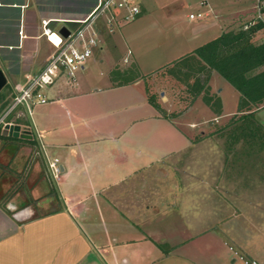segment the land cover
Masks as SVG:
<instances>
[{"label": "rangeland", "instance_id": "374dc122", "mask_svg": "<svg viewBox=\"0 0 264 264\" xmlns=\"http://www.w3.org/2000/svg\"><path fill=\"white\" fill-rule=\"evenodd\" d=\"M140 1L142 12L136 20L116 25L114 34L106 33L105 26L100 27L102 51L99 56L94 51L86 62L89 65L96 60L87 75L90 86L99 90L106 84L104 68L126 69L121 77L113 73V81L121 88L105 95L118 106L98 113H108L103 118L106 124H102L92 107L98 95L86 96L76 103L77 110L90 107L92 113H83L82 118L95 115V123L88 121L92 132L97 128L102 135L112 128L106 126H114L111 119L116 114L123 117L121 129L126 130L122 143L129 155L127 172H123L127 175L122 177L120 170L113 169L105 178L109 194L125 199L120 203L122 207L127 206L121 211L125 217L116 216L111 209H102V214H92L95 230L107 237L112 256L116 250L117 264H122V258H127L129 264H242L240 257L264 264V109L242 117L237 112L238 92L220 78L222 93H216L220 87L217 82L209 95L221 97L225 118H216L201 96L194 102L187 100L184 87L165 69L190 48L189 30L207 24L213 16L188 19L190 13L205 10L200 0ZM208 2L231 20L239 17V10L249 11L251 5L256 10L257 3L256 0ZM258 15L264 19V11L261 15L250 9V21L258 20ZM226 25L228 29L237 27L231 21ZM254 41L259 40L256 37ZM128 51L132 56L125 60ZM133 58L135 61L131 64ZM9 70L15 72V66ZM9 78L10 82L0 91V102L1 99L8 102L5 109L11 104V80L17 87L26 83V78L20 83L11 74ZM148 94L155 95L158 108L148 102ZM41 107L34 105L31 116L21 107L9 115L10 120L20 112L24 115L32 142L24 144L10 138L0 141V197L17 194L20 200L28 201L32 188L39 182H42L40 188L48 190L49 195L54 191L52 199L56 197L55 181L46 170L41 148L46 139H38L32 128ZM72 119H75L72 124L77 136L65 119L51 124L52 132L48 135L65 143H74L76 138L83 142L89 136L85 123L82 119ZM17 149L30 151L21 171L9 165L6 168L9 157ZM50 152L46 153L50 159L59 155L56 151ZM23 158L19 156V162ZM36 162L39 172H33ZM109 162L108 158L99 163L105 169ZM31 204L35 206L34 202Z\"/></svg>", "mask_w": 264, "mask_h": 264}, {"label": "crops", "instance_id": "0c3cea01", "mask_svg": "<svg viewBox=\"0 0 264 264\" xmlns=\"http://www.w3.org/2000/svg\"><path fill=\"white\" fill-rule=\"evenodd\" d=\"M98 1L0 0V63L8 77V82H10V74L18 78L17 83L25 80V78L27 82L44 67L54 52L53 47L46 41L43 35L44 22L47 23V27L53 32H59L62 27H65L69 32H75L81 27L80 23L87 19L98 5ZM210 9L211 11L203 18H209L212 15V21L210 20L205 25H197L190 29V32L188 31L190 38L187 39V43L190 48L186 52H181V55L177 56V58L192 53L196 48L213 40L223 32L244 29L256 21H250L249 18L250 9L256 11L252 5L249 11L244 9L239 10L237 12V14L239 13V17L236 20H233L234 17L231 20L228 15H224L212 4H210ZM263 11L264 9L260 12L261 15ZM241 13L244 14L241 16ZM245 16L249 19H245ZM244 20L247 21L245 22ZM258 20L264 23L263 18L258 17ZM228 21L233 22V26L237 27L228 29V25H226ZM97 24L99 28L103 27V20L102 24L100 21ZM68 27H72V29ZM215 29L218 30L215 31ZM203 33H207L204 38L202 37ZM256 37L261 39L263 31L258 32ZM95 51L96 55L99 56L98 54L102 51V46L100 45ZM127 56H132V53L128 51L123 59L127 60ZM95 61L93 60L94 63H90L89 65L86 63L79 70L77 73L78 77L76 76L74 83H69L68 80H65V77H60L54 85L45 91L48 101L46 104L41 105L43 107L40 109V115L37 114L38 120L36 119V122L32 121V127L36 131L44 133L42 136L41 133L37 132L40 140L41 137H45L46 139V143L42 144L43 153L56 151L59 154L54 157L60 161L62 168V173L55 182L57 194L52 199L51 196H53L52 192L54 191L51 190V195H49L48 190L40 188L39 183L42 182H39L32 188L30 193L31 199L28 201L24 198L20 200L17 194L13 196L1 195L0 264L118 263L116 250L112 256L111 250H109L111 244H106L107 237H102L96 232L92 214L96 213L100 215L102 214V209H111L116 216L118 214L124 216L121 211L122 208L126 209L127 206L122 207L120 203L121 201H125V199L109 194L108 189H106L109 183H105V178L113 169L120 170L122 177H126L127 175H123V172H127L129 155L123 150L122 143L123 134L126 130L121 129V125L124 123L123 117H119L117 114L114 120L111 119L114 126L112 124H107L106 126V128H114L115 131L109 128L101 135L97 128H94L92 132L93 127L90 128L88 124L90 122L95 123L96 118H99V121L102 120V124H106V120L103 118L105 116L108 117V113H98L118 106L116 102L106 98L105 95L110 90L121 88V86H117L116 82L113 81V73H117L121 77L126 69H113L111 66L104 68L107 72V76H104L106 84L101 86L103 87L101 88L102 90H99L98 87L90 86L88 82L90 78L87 75L90 69L93 68V65H95ZM134 61L135 59L133 58L131 64ZM100 63H103L102 59H100ZM13 66H15L16 71L12 73L9 69ZM137 66L139 65L137 64ZM114 70L117 71L114 72ZM259 71H264L263 67ZM210 77L208 80L209 89H213V85L218 82L220 87H218L216 93H222L223 88L221 87L223 83L219 81L222 78L214 71L211 72ZM11 85L13 88L16 87L12 80ZM92 95H98L97 97H99L98 100L92 101L93 111L98 115H96V118L94 117L95 115L91 116L90 119L88 117L86 119L85 117L82 118L81 114H91L92 112H90V107L87 110H77L76 103L79 100L86 99V96ZM13 96L14 92L12 93V98ZM219 98L222 108L221 113L216 114V118H225L223 101L221 97ZM5 101L2 100L0 106ZM5 108L0 112V117L5 112ZM263 109L261 108L258 111ZM59 112L62 114L59 115ZM53 115H57L58 117L54 116L56 117L54 118ZM72 117L78 118L76 120L79 121L82 119V123H85L86 133L89 135L87 139L82 142L79 140L80 138H76L74 143H65L60 140H53L48 135L52 132L49 129L51 124L64 119L69 121L71 131H73V135H76L73 129L74 124H72L75 119H72ZM9 118L8 116L4 120V123H14L21 125L22 129H30L21 112L11 120ZM2 127L3 125L1 124L0 135ZM38 127H40V130ZM47 137L51 139L48 140ZM16 140L22 142L21 140L24 139ZM22 143L25 144L26 142ZM29 154V149H17L13 156L9 157L10 162L6 165H9L10 168L12 166L17 171H21L26 165ZM19 156H24L22 162H19ZM108 158L111 159V162L106 163L105 169H102L99 162L101 160L106 161ZM9 166L6 168H9ZM32 168L33 172H39L37 162ZM32 168L30 169L32 170ZM122 177L119 179V182H122ZM32 202L35 203V206L31 204ZM37 212L40 213L37 214ZM115 243L118 245L119 241L116 239ZM122 246L126 247L127 245ZM121 262L122 264H129L127 258H122Z\"/></svg>", "mask_w": 264, "mask_h": 264}, {"label": "trees", "instance_id": "16d2710c", "mask_svg": "<svg viewBox=\"0 0 264 264\" xmlns=\"http://www.w3.org/2000/svg\"><path fill=\"white\" fill-rule=\"evenodd\" d=\"M263 30L264 23L256 20L246 29L223 32L176 60L165 71L184 87L187 100L194 102L201 96L205 105L215 114H220V99L209 95L208 80L214 71L238 92L237 112L242 117L251 116L264 108V71H259L264 67V43L262 38H258V42L254 41L256 34ZM148 102L158 108L154 94H148ZM7 103L1 104L0 112ZM0 139L3 143L7 138L0 135Z\"/></svg>", "mask_w": 264, "mask_h": 264}, {"label": "built area", "instance_id": "2783aa9c", "mask_svg": "<svg viewBox=\"0 0 264 264\" xmlns=\"http://www.w3.org/2000/svg\"><path fill=\"white\" fill-rule=\"evenodd\" d=\"M256 11L258 14L264 9V0H256ZM200 6L205 10L197 11L196 14L190 13L188 19L203 18L210 9L208 0H200ZM140 0H99L98 5L91 12L89 17L83 20L81 27L75 32H69L67 37H63L59 32H53L43 24V35L46 41L53 47L54 52L48 59L44 67L33 75L23 86L14 87V96L11 104L0 117V125L14 124L4 123V120L17 108H24L31 116L34 105H44L48 98L45 91L50 88L60 77H67L69 83H74L75 73L82 69L94 51L100 46L99 37L101 29L97 22L103 20V26L106 27V33L113 34L116 25L130 23L141 15ZM259 17V15H258ZM250 26V25H248ZM247 26V27H248ZM245 27L244 29H246ZM51 37L57 40L55 43ZM264 43V30L263 40ZM38 139L39 134L32 127ZM27 130L31 135L30 129ZM43 151V147L41 144ZM44 163L47 172L52 180L57 181L62 173L60 161L57 158L50 159L45 153ZM242 264H258L255 260H246L239 258Z\"/></svg>", "mask_w": 264, "mask_h": 264}, {"label": "water", "instance_id": "95a60500", "mask_svg": "<svg viewBox=\"0 0 264 264\" xmlns=\"http://www.w3.org/2000/svg\"><path fill=\"white\" fill-rule=\"evenodd\" d=\"M59 33L63 37H67L69 34V31L65 28L62 27L59 30ZM8 84V77L0 63V91ZM162 94V93H161ZM1 135L4 137H12L15 139H24V140H31L32 136L27 130L22 129L21 125L18 124H5L2 127L1 130Z\"/></svg>", "mask_w": 264, "mask_h": 264}, {"label": "bare ground", "instance_id": "6f19581e", "mask_svg": "<svg viewBox=\"0 0 264 264\" xmlns=\"http://www.w3.org/2000/svg\"><path fill=\"white\" fill-rule=\"evenodd\" d=\"M51 39H52L55 43H57V40H56L54 37H51Z\"/></svg>", "mask_w": 264, "mask_h": 264}, {"label": "flooded vegetation", "instance_id": "af4514ba", "mask_svg": "<svg viewBox=\"0 0 264 264\" xmlns=\"http://www.w3.org/2000/svg\"><path fill=\"white\" fill-rule=\"evenodd\" d=\"M9 138H12V137H9Z\"/></svg>", "mask_w": 264, "mask_h": 264}]
</instances>
